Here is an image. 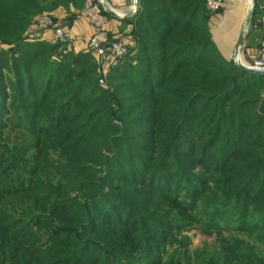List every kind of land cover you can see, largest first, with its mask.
Returning <instances> with one entry per match:
<instances>
[{"label":"rangeland","instance_id":"1","mask_svg":"<svg viewBox=\"0 0 264 264\" xmlns=\"http://www.w3.org/2000/svg\"><path fill=\"white\" fill-rule=\"evenodd\" d=\"M99 1L114 10L117 16L128 10L118 8L108 0ZM246 1H249L248 6ZM243 3L238 29L245 32L254 3L252 0ZM102 5H97L99 12H102ZM182 5L167 8L176 12ZM139 7L138 11L141 10ZM224 11L228 10L225 8ZM43 14L49 12L38 14L23 33L0 25V246L5 240L13 243L12 256L17 258L24 254L26 264H54L56 258L66 264H231L232 255H226L228 248L237 255L238 264H245L260 253L263 245L257 231L264 232V86L256 99L246 94L236 100L237 104H248L243 120L249 123L253 118L254 121L248 127L247 123L243 124L245 139L233 138L234 146L231 145L227 152L223 150L225 146L213 145L216 138L210 137L202 143L192 132L193 124H202L204 120L210 124L214 120V115H202L205 109L198 115H188L181 135L173 136L172 126L177 124L172 118L180 108H187L183 102L188 97L186 92H170L169 81L165 86L161 85L167 80L161 70L165 73L168 63L175 65L177 62V59L165 61L169 48L157 51L158 57L152 63L135 68L140 63L133 59L130 66L120 69L121 63L101 61L86 45H75L73 38L54 42L49 30H46L49 32L46 37L40 35L46 31H36L31 26ZM152 15L159 24L161 20L171 18L160 11L152 12ZM66 16H69L68 12ZM253 16L248 32L255 22ZM51 45L58 46L49 51L47 48ZM203 46L207 44L197 46L195 53ZM251 49L244 48L249 61L243 59L242 52L238 54L240 63L250 66V62L256 60ZM211 53L212 47H208L206 54ZM235 53L229 57L222 53L226 58L223 64H236ZM149 54L153 56L151 52ZM14 71L20 73L15 75ZM156 76H162V79ZM247 78L239 77L236 89L229 92L228 95L234 97L229 100L228 112L236 113L232 101ZM71 80L80 86L74 101L72 94L68 95L71 92L69 85L74 84ZM139 81L143 83L138 84ZM25 82L29 84L24 85ZM61 83L66 84L65 87H61ZM22 88L25 91L20 93ZM24 94L26 97L21 98ZM215 96L208 94V100L202 96L194 97L189 107L208 103ZM34 98L36 101L42 98L39 105L25 106ZM170 99L167 108L171 119L168 120L165 103ZM79 103L86 104L78 107ZM59 106L63 108L60 120L78 112L75 119L79 121L68 128L83 122L84 115H90L83 127L68 134L69 142L77 138L79 132H84L91 122L93 127L98 124L112 127L103 137L106 147L89 145L80 135L76 143L83 148V153H77L75 157L62 154L63 149L58 143H51L53 139L50 138L63 131L65 125L61 128H51V124L40 126L35 119L47 120L53 114L52 108ZM188 122L193 124L189 127ZM114 140L125 146L117 147ZM172 152L174 155L170 157ZM141 160L158 166L160 176L153 190H171L172 198L166 195L162 199L156 198L150 190V195L145 194V184L140 178L136 185L121 181L118 167L126 164L124 169L129 174L134 163ZM227 166L230 168L221 171ZM86 171L94 174L95 179L85 175ZM82 178L91 180L89 185L86 186L87 180L82 182ZM39 184L49 190H38L42 188ZM84 188H89V192ZM98 188H103L104 192L99 193ZM141 188L142 192H139ZM186 193V198L174 201ZM60 203L63 204L58 205ZM74 203H78L79 208L84 204L87 209L74 214ZM114 207L122 211L118 212ZM105 211L106 217L102 218L99 214ZM113 219L117 222H112ZM105 222L110 226L107 227ZM156 226L162 231L157 233L162 246L151 255L147 246L140 247V240H154L156 231L151 232ZM118 228L121 229L117 235L113 230ZM0 264H8L5 257H0Z\"/></svg>","mask_w":264,"mask_h":264},{"label":"trees","instance_id":"2","mask_svg":"<svg viewBox=\"0 0 264 264\" xmlns=\"http://www.w3.org/2000/svg\"><path fill=\"white\" fill-rule=\"evenodd\" d=\"M86 2L87 0H0V25H2V28L6 27L11 31H18L17 33H23L30 27L33 20L36 19L35 17L38 14L43 12L50 13L59 7H64L69 14V16H66V18L64 19L65 25L72 27L75 19L77 18V14L85 9ZM180 4L183 5L177 7L178 11L176 12L171 11V9L167 8L168 6L176 7ZM140 5H141V10L131 21L133 27L132 36L136 42V46L135 47L131 46L129 53L119 61V63H121L120 69H124L127 66H130L131 65L130 63L131 61H133V59L134 62L140 63L139 66H137L138 65L137 63V65L134 66L135 68H140L141 65L152 63L153 59H155V57H158L156 54L157 51H164L166 50V48H169L170 51L168 52L166 57L167 59L165 61L168 63V60L173 59L175 61L177 59V62L175 65L173 63L169 65L168 63L165 68L166 70L165 73H162L164 69L161 70L160 72L161 75L167 78V80L166 81L164 80V82L161 85L165 86L167 81H169L170 84L169 86H167V88L170 92L176 94L178 93L183 94V92H186L185 95H187L188 98L190 95V98L189 99L186 98L185 101L183 102L184 105L187 106V108L186 109L180 108V110L177 111V115L172 118L175 119L176 121L175 123L177 124V126L175 125L172 126L173 136L177 135V137H179V135H181L180 133H182L184 127L186 126L184 122L188 121L187 120L188 115H193V114L198 115L199 113H201L203 109H205L202 112V115L204 116L214 115L213 116L214 120L210 124H208L209 122L208 120H204L202 124H193L191 122V124H193L192 132L200 137L199 141L202 143L209 140L208 138L210 137L214 139L216 138L213 145L221 144L222 147L225 146L223 149L224 152H227L228 150L231 149L230 147L231 145L234 146V142H232L233 138L237 140L238 137L239 138L241 137L240 141H243V139H245L244 131H246L245 130L246 128L245 126H243V124L247 123V121H244L243 117L245 113L244 109L246 108V106H248V104H241L242 102H239L237 104L236 100L238 98L243 97L246 94L247 95L250 94L254 99H256V97L259 96V93L264 86V76H259L249 73L239 68L233 62L224 65L226 63V58L222 55L220 49L213 40V34L209 25L210 17L213 14L207 10L205 5V0H140ZM257 8L258 6L256 4L254 15L257 12ZM159 11L160 13H163V15L165 14L167 16L171 15L170 16L171 18L163 21L161 20L160 21V23L162 22L161 24L155 22L156 18L154 17V15H152V12L159 13ZM102 12L106 14L104 10ZM153 38L154 40L151 41V39ZM154 41H156L157 44H154ZM206 44H207L206 47L203 46L202 48H199L197 54L195 53L196 51L195 49L198 48L197 46L206 45ZM57 46L58 45H51L47 49L49 51H54ZM157 47L159 50L157 49ZM208 47L210 48L212 47V53L209 56L208 54H206ZM150 52L153 54L152 57H150L149 54ZM191 53L193 54L195 53L194 56H192ZM209 58L211 59L210 61ZM156 68L157 70H159L158 64L156 65ZM18 73L20 72L18 71L13 72V74L15 75H18ZM234 75H239V77L244 76L245 78L248 77L246 79V82L243 83L242 86H240L242 88L241 90H239L240 92L237 91L238 93L235 95L237 96L236 99L232 101V104L235 105L236 113L228 112L229 109H227V105L230 104L229 100L234 97V96H229L228 94L232 89H236L237 87L236 83L239 79V77L235 78ZM162 76H156V78L158 79L161 77L160 79H162ZM75 80L70 81V83H74V84L72 86L69 85L68 88L71 91L68 93V95L71 96L72 94L73 101L76 100L77 95L80 91L78 90V88L80 87L79 84L75 85V82H73ZM251 81H253L251 84H247L248 82ZM140 82L141 81H139L138 84L143 83ZM28 84L29 82L24 83V85H28ZM65 85L66 84L63 83L61 87H65ZM24 91L25 90L23 88L22 90H19L20 93ZM208 94H211L213 96L216 95V96L208 103L207 102H205L204 104L199 103L197 107L195 106L193 108L189 107V102L190 101L192 102L196 97L202 96L203 99L207 98L208 100ZM23 97H26V94H24L21 98ZM171 99L165 103L166 105L165 113L167 117H170L168 118V120L171 119V115L168 113L169 110L167 108L170 105ZM41 100L36 101L34 98L32 102L25 104V106L39 105ZM77 102H75V104H77ZM84 104L86 103H79L78 107ZM61 106L52 108L53 114L49 116L47 120L46 118H39V119L35 118V119L38 121L36 123L39 124L40 126L44 125L47 127L48 125L51 124L52 125L51 128L53 126L54 128L55 127L61 128L63 125H65L66 128L63 131L53 134L52 135L53 137L50 138L53 139L52 140L53 142L51 143L54 144L58 143V147L63 149L64 153L61 152L62 154H66L65 155L66 157L69 154H71L72 157L73 156L75 157L77 153L80 154L83 153L82 152L83 148L79 146V143H76L80 135H83V140L88 141L89 145H101L106 147L104 144L103 137L106 135L107 129L112 130V127L106 125L99 126L100 124L95 125L93 127L94 123L91 124V122L88 124V126L85 127L87 129L84 132H79L77 138L69 142L71 137L68 134L71 131L83 127V125L86 123L90 115L88 114L83 116L82 114L81 116H83L84 121L83 122L81 121L77 126L68 128L67 126L73 125L74 123L79 121L78 119H75V116L78 112H76L73 116H71V118L68 117L60 120V117H62L61 114L63 112V108ZM210 107L212 108L210 109ZM17 108H20V106H17ZM207 110H209V112H207ZM25 112L27 113L28 111ZM55 115L59 117L58 120L56 119L57 117L55 118ZM236 115H238L237 118ZM249 115L250 117H252L253 115L252 112H250ZM253 121H254L253 118L249 119V123L246 124V127L250 126L249 124L253 123ZM191 124L190 122H188L189 127L191 126ZM41 129L42 128H40V130ZM46 129L47 128H44L42 130H46ZM95 131L96 134L94 133ZM55 136H57V138H55ZM113 143H115L117 147L120 148L125 146L116 140H114ZM173 155L174 152L170 154V157ZM80 159H84V157ZM71 160L73 161V159ZM166 160L167 159H164L163 161ZM233 161H235V159ZM125 166L127 167L126 164H122L118 167L119 178L125 184L136 185L139 181L138 179L140 178L142 179L140 181H142L143 184H145V188L143 189L145 194L150 195L151 192L152 195L154 194L155 197L159 199H162L165 195L168 198H172L174 196L173 193H170L171 190L168 189H166L163 192L153 190V186L157 185L156 180L160 176V172L158 171L159 169H157L158 166H155L152 162L151 163L143 162V160L139 162H135L134 167L132 168L133 172L131 170L129 174L125 172L126 171L124 169ZM228 168H230V166L224 167L223 170L221 171H226V169ZM113 173L114 170L111 171V175H113ZM140 173L143 174L141 175ZM84 174L92 177L94 175L89 171L84 172ZM111 177L112 176H108V178ZM93 178L95 179V176ZM86 180L87 178L81 179L82 182ZM146 180H148V182H145ZM89 182H91V180L88 179L85 185L86 186L89 185ZM47 184H50V181L47 182ZM166 187L168 188L167 185ZM241 188L242 186L239 188V190ZM43 189L49 190V188H47L44 185H42V188H38V190H43ZM176 189L179 188L176 187ZM85 190L89 192V188ZM260 191L261 190H259L257 194L260 193ZM98 192L103 193L104 189L98 188ZM139 192H142V188L141 190H139ZM254 194L256 196V192ZM124 195H126V193H124ZM130 196L132 195H128V197ZM181 197L186 198L187 193L183 194V196H177V198L174 201L178 202L177 199ZM238 199L241 201L240 197H238ZM62 204L63 203H60L58 205H62ZM67 204H71V203H67ZM77 204L78 203H74L75 205L74 206L75 212H73L74 214L76 213L78 214L79 210L87 209V207H85L86 205L81 204L83 208L82 209L79 208ZM114 210H117L118 212L122 211L120 208L117 207H114ZM242 212L243 210L239 212V214H241ZM107 214L112 216L110 211H107ZM99 215L103 218L106 215V211L100 213ZM111 221L117 222L114 219ZM137 222L138 220H136V223ZM105 223H107V227L110 226L109 222H105ZM115 226L118 227L119 224ZM142 226L147 227L146 225L143 224ZM120 229L121 228H118V230L114 229L113 231L117 232L118 235ZM154 230L156 231V233ZM153 231L154 232L151 233L152 234L155 233L154 240H148V239L144 241L140 240V244H142V246L140 247L143 248L147 246L146 250L151 255L156 251H160L162 246L161 244L162 239L160 236H157V233H160L162 231L157 226L156 228L155 227L153 228ZM94 232H97V230H94ZM257 233H259L258 235L260 237L259 241L262 243L263 248H261L260 250L261 252L256 254V256L252 257L251 259H248V261L245 264H264V232L261 233L257 231ZM150 242L152 243L151 245ZM12 246L13 243H10V241L5 240L3 245L0 246V251H1L0 257H5V260L8 264L9 263L26 264L27 260L25 259L26 256L24 254L18 256L17 258L12 256V251H13V249L11 248ZM227 250L228 253H226V255L229 254L232 255L231 264H238L235 258L237 255L231 253V250L229 248ZM162 251H164L163 248ZM164 253L166 252L164 251ZM54 262H55L54 264H58V263L66 264L65 261L63 260L61 261L59 258H56ZM34 264L37 263L34 262Z\"/></svg>","mask_w":264,"mask_h":264},{"label":"crops","instance_id":"3","mask_svg":"<svg viewBox=\"0 0 264 264\" xmlns=\"http://www.w3.org/2000/svg\"><path fill=\"white\" fill-rule=\"evenodd\" d=\"M111 4L118 8L129 9L133 6V0H108ZM244 0H227L225 8L228 11L223 13L214 14L210 17L209 25L213 34V40L227 57L233 55L236 50V45L240 36L244 33L242 29H238L240 25V18L244 9ZM100 1L87 0L86 7L83 11L77 14L75 23L72 26V37L74 39L75 45H81V47L87 46L88 40L94 36L98 35L100 37L110 38H123L130 42L132 47L136 46V42L132 36V24L131 21L135 16H125L119 17L116 15H111L105 11V8L111 9L102 5L101 9L106 12H99L97 4ZM256 4V0H255ZM140 0L138 1V10L140 9ZM257 12L254 15L255 7L252 15L255 22L252 26L250 32H247L244 46L242 48L241 56L244 60H248L244 48L252 47L250 50L252 55L257 56V48L264 37V0H257ZM112 10V9H111ZM114 11V10H113ZM139 12V11H138ZM67 10L64 7H59L56 10L49 13L50 16L56 18L59 22H63L66 18ZM116 13V12H115ZM226 23L227 26H226ZM247 25V22H246ZM40 31V29L34 24L31 26ZM38 29V30H37ZM45 32V31H44ZM50 32V31H49ZM40 33L44 37L49 33ZM250 45V46H249ZM249 54V53H248ZM249 61V60H248Z\"/></svg>","mask_w":264,"mask_h":264},{"label":"built area","instance_id":"4","mask_svg":"<svg viewBox=\"0 0 264 264\" xmlns=\"http://www.w3.org/2000/svg\"><path fill=\"white\" fill-rule=\"evenodd\" d=\"M226 2L227 0H205V5L207 10L214 15L224 11ZM131 8L135 11L134 5ZM36 21L35 25L40 30H49L51 32L50 38L54 42L73 38L71 34L72 27L55 21L49 14H43ZM131 46L130 42L126 39L107 40L100 38L98 35L92 36L87 42V47L97 58L103 62L113 63H118L124 58L129 53ZM250 66L258 69L264 68V37L257 48L256 60L252 63L250 62Z\"/></svg>","mask_w":264,"mask_h":264},{"label":"water","instance_id":"5","mask_svg":"<svg viewBox=\"0 0 264 264\" xmlns=\"http://www.w3.org/2000/svg\"><path fill=\"white\" fill-rule=\"evenodd\" d=\"M138 1H139V0H133V5H134V7H135V12H136V14L138 13ZM252 1H253L254 5H253V7H252L251 14H250V16H249V18H248V20H247V28H246L245 32L240 36V38H239V40H238V43H237L236 53H235L236 65H237L239 68H241V69H243V70H245V71H247V72H249V73L259 74V75H264V68H263V69L253 68V67H251V66H247V65H245V64H242V63H240V62L238 61V54L242 52V48H243V46H244L245 37H246V34H247V32H248L247 29H248V27H249V25H250V21H251L252 13H253L254 6H255V0H252ZM105 11L108 12V13H110L111 15H116V13H115L113 10H111V9L105 8Z\"/></svg>","mask_w":264,"mask_h":264},{"label":"bare ground","instance_id":"6","mask_svg":"<svg viewBox=\"0 0 264 264\" xmlns=\"http://www.w3.org/2000/svg\"><path fill=\"white\" fill-rule=\"evenodd\" d=\"M102 1V0H101ZM103 2V1H102ZM250 2H251V0H250ZM245 4H246V6H248L249 5V1H246L245 2ZM135 11H134V9L133 8H129L128 10H127V12L126 13H122V14H119V16L122 18V17H125V16H130V17H133V16H135Z\"/></svg>","mask_w":264,"mask_h":264}]
</instances>
